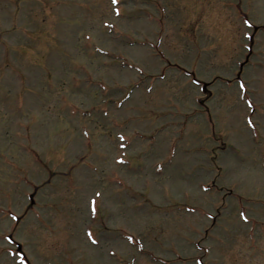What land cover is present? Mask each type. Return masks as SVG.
<instances>
[{"label":"rangeland","instance_id":"374dc122","mask_svg":"<svg viewBox=\"0 0 264 264\" xmlns=\"http://www.w3.org/2000/svg\"><path fill=\"white\" fill-rule=\"evenodd\" d=\"M21 254L264 264V0H0V264Z\"/></svg>","mask_w":264,"mask_h":264},{"label":"snow or ice","instance_id":"6c2138e0","mask_svg":"<svg viewBox=\"0 0 264 264\" xmlns=\"http://www.w3.org/2000/svg\"><path fill=\"white\" fill-rule=\"evenodd\" d=\"M118 2H119V0H113V3H118ZM116 11L119 12V9H116ZM242 87H243V85H242ZM249 103H251V102H249ZM120 138L121 139L124 138L122 134H121ZM96 195L99 196L100 193H96ZM90 205H91V211L95 212L97 209H96V201H95L94 198L90 201ZM244 219L247 220V216L246 215L244 216ZM89 235H91V233H89Z\"/></svg>","mask_w":264,"mask_h":264}]
</instances>
